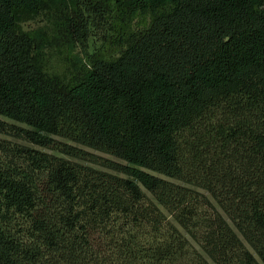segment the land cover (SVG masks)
Masks as SVG:
<instances>
[{
    "label": "trees",
    "instance_id": "1",
    "mask_svg": "<svg viewBox=\"0 0 264 264\" xmlns=\"http://www.w3.org/2000/svg\"><path fill=\"white\" fill-rule=\"evenodd\" d=\"M0 133V264H264V0H0Z\"/></svg>",
    "mask_w": 264,
    "mask_h": 264
},
{
    "label": "rangeland",
    "instance_id": "2",
    "mask_svg": "<svg viewBox=\"0 0 264 264\" xmlns=\"http://www.w3.org/2000/svg\"><path fill=\"white\" fill-rule=\"evenodd\" d=\"M55 12L48 10V11H44L41 12L39 15H37L34 19L29 20L24 22V27L26 29H34V28H43V29H47L50 32L51 30V26H52V18L54 16ZM106 28L102 25V23L100 24H94L93 28H92V36L89 38V40H87L86 43L84 44H79L75 47L74 50H70L68 47H66L65 45L61 44L60 42H54L52 45L50 44V46L46 49V63H47V68L50 69L51 72H57V73H64L66 72V70H68L72 60H73V56L74 55H78V54H82V52L87 48L90 51L96 50L98 47L102 46L104 44V36H106ZM6 120L10 121V122H15L17 124H22L20 122H17L11 118L8 117H3ZM1 137L10 139L14 142H19V143H23L25 145H29L31 147H35V148H39L41 150L47 151V152H53V153H59L57 150H53L50 147H43L34 143H30L27 142L21 138H17L15 136H11V135H6L3 133H0ZM59 139L62 140H66L65 138H61L58 136H55ZM74 143V142H72ZM76 144V143H74ZM79 146H82L80 144H76ZM84 147L86 150H88L90 153H93L95 155V158H97L98 160H103L104 158H109V159H114V160H119L118 158H116L115 156L106 153L104 151L101 150H97L91 147H87V146H82ZM76 159V158H75ZM79 160V159H78ZM84 164L87 165H91L100 169H105L108 171H112L111 169H108L107 167L93 162V161H87V160H79ZM175 180V179H173ZM177 181V180H175ZM199 190L207 192V190H205L204 188L198 187Z\"/></svg>",
    "mask_w": 264,
    "mask_h": 264
}]
</instances>
